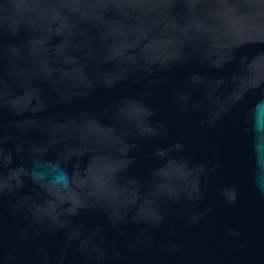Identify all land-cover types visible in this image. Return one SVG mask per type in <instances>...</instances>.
<instances>
[{
	"label": "water",
	"instance_id": "water-1",
	"mask_svg": "<svg viewBox=\"0 0 264 264\" xmlns=\"http://www.w3.org/2000/svg\"><path fill=\"white\" fill-rule=\"evenodd\" d=\"M0 264H264V0H0Z\"/></svg>",
	"mask_w": 264,
	"mask_h": 264
}]
</instances>
